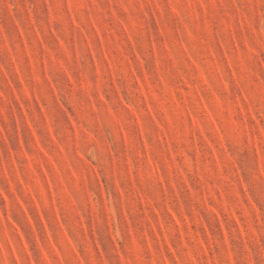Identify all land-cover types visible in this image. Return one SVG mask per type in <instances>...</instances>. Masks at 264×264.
Returning a JSON list of instances; mask_svg holds the SVG:
<instances>
[{"label":"rangeland","instance_id":"374dc122","mask_svg":"<svg viewBox=\"0 0 264 264\" xmlns=\"http://www.w3.org/2000/svg\"><path fill=\"white\" fill-rule=\"evenodd\" d=\"M0 264H264V0H0Z\"/></svg>","mask_w":264,"mask_h":264}]
</instances>
